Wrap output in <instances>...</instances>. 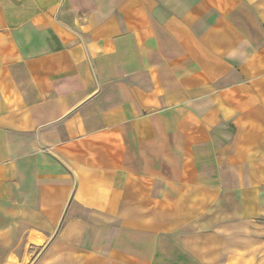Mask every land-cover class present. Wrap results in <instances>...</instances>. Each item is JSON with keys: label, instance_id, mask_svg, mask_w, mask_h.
I'll return each instance as SVG.
<instances>
[{"label": "crops", "instance_id": "1", "mask_svg": "<svg viewBox=\"0 0 264 264\" xmlns=\"http://www.w3.org/2000/svg\"><path fill=\"white\" fill-rule=\"evenodd\" d=\"M0 264H264V0H0Z\"/></svg>", "mask_w": 264, "mask_h": 264}]
</instances>
